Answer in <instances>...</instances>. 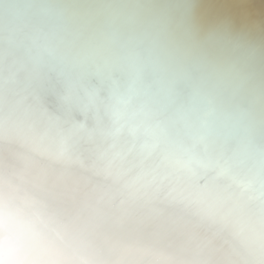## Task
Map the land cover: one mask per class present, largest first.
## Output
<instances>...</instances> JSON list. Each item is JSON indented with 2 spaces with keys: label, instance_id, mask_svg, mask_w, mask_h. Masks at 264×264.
Returning <instances> with one entry per match:
<instances>
[{
  "label": "bare ground",
  "instance_id": "bare-ground-1",
  "mask_svg": "<svg viewBox=\"0 0 264 264\" xmlns=\"http://www.w3.org/2000/svg\"><path fill=\"white\" fill-rule=\"evenodd\" d=\"M0 264H264V0H0Z\"/></svg>",
  "mask_w": 264,
  "mask_h": 264
},
{
  "label": "clouds",
  "instance_id": "clouds-1",
  "mask_svg": "<svg viewBox=\"0 0 264 264\" xmlns=\"http://www.w3.org/2000/svg\"><path fill=\"white\" fill-rule=\"evenodd\" d=\"M2 226L5 234L11 235V243L6 245V251L13 259L25 260L29 258L27 244L29 227L22 215L5 211Z\"/></svg>",
  "mask_w": 264,
  "mask_h": 264
}]
</instances>
